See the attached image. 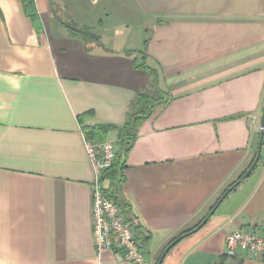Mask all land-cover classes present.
I'll use <instances>...</instances> for the list:
<instances>
[{"label":"crops","instance_id":"obj_1","mask_svg":"<svg viewBox=\"0 0 264 264\" xmlns=\"http://www.w3.org/2000/svg\"><path fill=\"white\" fill-rule=\"evenodd\" d=\"M36 5L41 30L22 0H0V264H133L96 251L95 174L82 127L125 122L152 78L139 66L144 53L170 99L139 126L115 191L156 264L256 158L264 0ZM60 18L98 38L73 35ZM105 137L121 148L118 127ZM263 220L264 143L251 174L161 264H264L226 243L231 231Z\"/></svg>","mask_w":264,"mask_h":264},{"label":"built area","instance_id":"obj_2","mask_svg":"<svg viewBox=\"0 0 264 264\" xmlns=\"http://www.w3.org/2000/svg\"><path fill=\"white\" fill-rule=\"evenodd\" d=\"M87 150L95 174L91 189L93 235L97 253L101 255L106 251H114L120 259L130 263L151 264L142 250L134 220L127 216L120 203L105 192L102 178L117 157L115 142L87 141ZM226 243L231 254L243 248L252 257L264 261V220L260 224L231 231Z\"/></svg>","mask_w":264,"mask_h":264},{"label":"trees","instance_id":"obj_3","mask_svg":"<svg viewBox=\"0 0 264 264\" xmlns=\"http://www.w3.org/2000/svg\"><path fill=\"white\" fill-rule=\"evenodd\" d=\"M22 2L24 5L26 14L31 18L36 28L38 30H41L43 26H42V20H41V17H40V14H39V11L36 5V0H22ZM60 20L64 24V26L67 27L71 31V33L75 36L98 38L89 27L79 24L74 18H70V20H63L60 18ZM139 66L147 70L152 78L148 86L144 90L138 92L136 96L133 98L129 106L127 115H126L125 122L121 126H117L113 124H98L95 126H83L82 127L87 141L97 142V143L107 140L105 135L111 128L113 127L119 128L121 148L118 149L117 157L113 165L107 171H105L102 179H103V182L105 179H110V182H111L110 186L107 188L105 187V192L109 197L115 199L120 204L121 202L119 201L115 190H117V188L120 186V184L123 181V179H121L120 177L121 173H120L119 168L121 167L119 166H120V163H122L121 166L125 167L124 165L125 161L123 162V158L125 157V152L127 153L130 150V148L134 145V142L136 141L137 136H138V130H139V126L141 125V123L145 119L151 117L160 104L167 103L170 99L169 92L164 90L160 86L159 73L157 69L153 68L146 62L145 53H144V60L141 62ZM118 177H120L119 181H118ZM117 181L120 183H117ZM236 188H234L233 190H235ZM228 190H229V187L226 189V191ZM122 207L124 211L127 213L126 208L123 205ZM129 218L132 219L131 217ZM197 226L183 232L181 235L188 234L194 231L197 228ZM137 237L139 239L138 235ZM174 240L170 242L167 247L169 246L171 247L173 245ZM156 264H159V261Z\"/></svg>","mask_w":264,"mask_h":264},{"label":"water","instance_id":"obj_4","mask_svg":"<svg viewBox=\"0 0 264 264\" xmlns=\"http://www.w3.org/2000/svg\"><path fill=\"white\" fill-rule=\"evenodd\" d=\"M264 143V112H263V116H262V121H261V138H260V142H259V148H258V152L256 155V158L254 160V162L251 164V166L248 168V170L242 175L241 178H239L236 182H234L230 187L229 190L226 191L220 198L219 200L216 202V204L213 206V208L211 209V211L207 214V216L202 220V222L197 226V228L201 227L202 225H204L209 219L210 217L215 213V211L217 210V208L220 206V204L223 202V200L228 196L229 192L232 191L234 188H236L244 179H246L251 172L254 170V168L256 167L260 156H261V151H262V146ZM125 161V157L123 158V162ZM186 234H183L181 236H179L177 239L174 240L173 244L178 242L182 237H184ZM170 246L166 248V250L164 251L159 264L162 263L163 258L165 256V254L167 253V251L169 250Z\"/></svg>","mask_w":264,"mask_h":264}]
</instances>
